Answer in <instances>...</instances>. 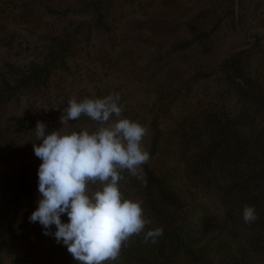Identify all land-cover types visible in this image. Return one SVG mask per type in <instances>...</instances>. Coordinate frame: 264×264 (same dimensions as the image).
Instances as JSON below:
<instances>
[{
  "label": "trees",
  "instance_id": "16d2710c",
  "mask_svg": "<svg viewBox=\"0 0 264 264\" xmlns=\"http://www.w3.org/2000/svg\"><path fill=\"white\" fill-rule=\"evenodd\" d=\"M113 3L0 0V264H81L56 242L54 225L45 235L38 222H29L40 198L42 163L33 150L40 143L34 129L37 121L48 132L60 129L72 97L110 93L120 94L123 117L148 127L150 160L141 178L125 173L121 185L125 197L143 200L152 221L145 231L161 227L163 234L155 244H145L143 233L134 236L117 261L103 264H264V33L252 26L264 29V0H195V19H176L187 36L162 41L150 54L141 51L132 76L145 81L137 101L107 79L124 67L119 63L129 48L113 55L106 48L94 57V68L104 69L98 80H86L78 69L90 72L95 36L113 48ZM69 12L74 16L55 27ZM161 21L133 24L159 33ZM221 44L225 50L213 56ZM188 52L195 58L179 64ZM131 59L126 67L135 65ZM69 124L76 131L97 127L84 115ZM245 205L258 215L250 224L243 221ZM61 219L68 222L66 214Z\"/></svg>",
  "mask_w": 264,
  "mask_h": 264
},
{
  "label": "clouds",
  "instance_id": "9594fccd",
  "mask_svg": "<svg viewBox=\"0 0 264 264\" xmlns=\"http://www.w3.org/2000/svg\"><path fill=\"white\" fill-rule=\"evenodd\" d=\"M123 111L119 93L72 97L60 115V129L48 132L41 121L34 129L40 143H33V150L42 163L37 172L40 198L29 222H38L45 235L54 225L56 242L81 264L117 261L132 237L143 233L145 244H155L163 234L161 227L145 231L152 221L143 200L122 191L125 173L141 178L150 160L144 144L147 125L123 117ZM82 115L96 122L95 130H72L69 121ZM64 214L68 222H62ZM242 215L246 224L258 219L255 206L245 205Z\"/></svg>",
  "mask_w": 264,
  "mask_h": 264
},
{
  "label": "rangeland",
  "instance_id": "374dc122",
  "mask_svg": "<svg viewBox=\"0 0 264 264\" xmlns=\"http://www.w3.org/2000/svg\"><path fill=\"white\" fill-rule=\"evenodd\" d=\"M135 1L136 2L132 5L133 7H130L128 5V2L126 1L124 2V0H114V3L111 8V12H112L111 22L114 24V28H115L114 30H116L117 32L114 33V37H113L114 42L112 45L113 48H110L108 43L99 42L98 37L95 36L94 38L91 39V41L96 42V45L93 48H91L92 50L88 53L89 55L92 56L93 59L87 58L90 67L89 68L90 72L85 71V68L81 67V65L78 69L81 70V72H83L84 74L86 72L85 74L86 80L92 81L93 78L91 77H94L95 79L98 80V77L103 76L104 69H100V65L94 68V64L96 65V61H97L94 57H97L98 55H102L104 53L103 51H106V48L109 49L108 52L110 55H113L116 50L119 51L120 53L122 46L124 48L125 47L129 48L126 58L124 59L121 58V61L119 63L120 65L122 62H124V67L121 70H115L113 73H110L107 79H110L109 81L110 84L113 85L115 84L116 86H118L117 89L127 88V90H125L124 92L126 93V91H129L130 97L134 96V100L137 101L136 99L140 96V94L143 96L142 92L144 91V89L142 87L145 85V81L141 84L138 78L135 77L134 79H132V76L134 75V73L135 74L137 73L138 70L137 61L140 60L138 57L142 55L141 51L145 54H150V52L155 50L156 46L160 45L162 41L163 42L174 41V40L182 39L185 36H187V34L184 32V29L178 25L179 23L178 21H176V19L177 18L192 19L194 18L196 13H194L195 7L192 5V3L195 0H179L180 5L175 8L161 7L162 4L161 0L158 1L135 0ZM260 14H262L261 16L264 17L263 11L260 12ZM71 16H74V14L69 12L63 19L56 21L54 23V26L60 27L61 24L66 23L67 21L66 17L68 18ZM159 17L163 21L162 28L159 33H155L152 27L150 25H145L144 22L142 23V25L133 24L137 19L148 22V20L152 18H159ZM252 26H254L253 27L254 29L259 30L260 33H264V29L262 27L263 25L261 26L259 23L253 22ZM55 29L56 28H53L52 31H54ZM19 30L23 33H26L25 28H20ZM43 30L46 31V29ZM49 31H51V29ZM138 34L139 37H141V39H145V40L140 41L138 38ZM224 39H226L225 36ZM134 45L137 46V50H135L134 52H130V46H134ZM225 48H226V44H221L220 46L217 47L216 51L213 53V56H217L220 52L224 51ZM122 55L123 57L125 56L124 54ZM3 57L4 55L0 54V58ZM132 57L135 58V65L126 67L125 64H127V62L129 61H132L131 59ZM107 58H108V54H107ZM194 58L195 55L193 53L188 52L186 53L185 56L182 57L181 61H179V64H182L184 66L188 61H191ZM79 72L80 71H76V77L78 76L77 73ZM167 72L168 71L165 70V73ZM118 73H122V74L128 73L129 75H127V78H122V77L118 78L116 76ZM79 75L82 76L81 73ZM123 81H125L126 84H122ZM81 82H83V80H81ZM159 83L160 82H158V84L156 83V85H160ZM127 101L128 103H130L132 100L130 99ZM127 109H132V106H128Z\"/></svg>",
  "mask_w": 264,
  "mask_h": 264
}]
</instances>
